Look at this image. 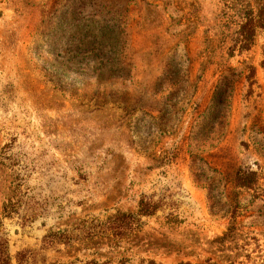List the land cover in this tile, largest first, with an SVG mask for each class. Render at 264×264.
<instances>
[{
	"label": "rangeland",
	"instance_id": "374dc122",
	"mask_svg": "<svg viewBox=\"0 0 264 264\" xmlns=\"http://www.w3.org/2000/svg\"><path fill=\"white\" fill-rule=\"evenodd\" d=\"M259 7L0 0L11 264H264Z\"/></svg>",
	"mask_w": 264,
	"mask_h": 264
},
{
	"label": "trees",
	"instance_id": "16d2710c",
	"mask_svg": "<svg viewBox=\"0 0 264 264\" xmlns=\"http://www.w3.org/2000/svg\"><path fill=\"white\" fill-rule=\"evenodd\" d=\"M264 29V8L259 7L258 13L255 17H249L246 22L241 26L239 37L241 39V49L247 50L251 45V40L254 36L256 29ZM261 68H264V49L261 52V61H260ZM8 205V204H7ZM3 213L6 217H9V213L7 211V206L4 205ZM62 233H54L50 235L53 238H60ZM17 264H37L36 260L34 259V254L32 252H25L19 253L16 259ZM0 264H11L10 257L7 252L6 243L0 240ZM43 264V262H42ZM66 264H110L109 262H99L96 260H83V261H76L70 262Z\"/></svg>",
	"mask_w": 264,
	"mask_h": 264
}]
</instances>
